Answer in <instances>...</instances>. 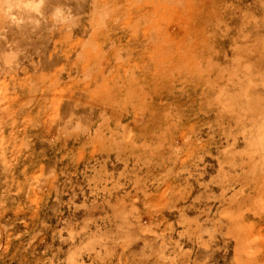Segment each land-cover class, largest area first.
I'll use <instances>...</instances> for the list:
<instances>
[{
  "label": "rangeland",
  "instance_id": "1",
  "mask_svg": "<svg viewBox=\"0 0 264 264\" xmlns=\"http://www.w3.org/2000/svg\"><path fill=\"white\" fill-rule=\"evenodd\" d=\"M8 1L0 264H264V0Z\"/></svg>",
  "mask_w": 264,
  "mask_h": 264
},
{
  "label": "bare ground",
  "instance_id": "2",
  "mask_svg": "<svg viewBox=\"0 0 264 264\" xmlns=\"http://www.w3.org/2000/svg\"><path fill=\"white\" fill-rule=\"evenodd\" d=\"M40 0L38 1H30V2H20V1H16V0H9L7 2V5L5 7V15H10V17L12 18L11 16V10H12V7H15V5H19L18 7L21 8L23 14H25L24 17L21 18H16V20H19V23L20 24V28H24V25L30 21L32 18L34 17H38L40 16V14H42V10L44 8L43 4H40L41 2H39ZM4 2V1H3ZM2 9V8H1ZM15 18V17H14ZM261 51V50H260ZM262 53V52H261ZM264 60V59H263ZM264 62V61H263ZM259 67H261L260 65L258 66V69H260ZM263 68V67H262ZM252 69V67H251ZM250 70V69H249ZM261 70V69H260ZM251 72V71H250ZM263 72V71H262ZM249 73V71H248ZM257 73V72H256ZM258 73L259 70H258ZM250 74V73H249ZM255 74V73H254ZM261 74V73H260ZM252 75V73L250 74ZM257 75V74H256ZM249 76V75H248ZM253 76V75H252ZM251 76V77H252ZM264 76V74H263ZM250 77V76H249ZM255 77V75L253 76ZM247 78V77H246ZM251 79V78H250ZM256 79V78H255ZM252 80V79H251ZM257 80V79H256ZM264 81V80H263ZM249 83V82H248ZM252 83V82H251ZM253 83H254V80H253ZM262 83V81H261ZM256 84V83H255ZM262 87L264 88V84L262 83ZM251 88H248V86L246 87L245 89V93H248L249 90ZM253 93V109L254 111H258V112H264V89H263V92H260L258 90H254L252 91ZM252 102V101H251ZM260 117V116H259ZM263 118H264V114H263ZM261 120V119H260ZM257 124V127H253V128H256V131L255 133H257L256 135V142L259 143L260 145H262V143H264V133H263V129L259 126L258 127V122H259V118L258 119H255L254 120Z\"/></svg>",
  "mask_w": 264,
  "mask_h": 264
}]
</instances>
